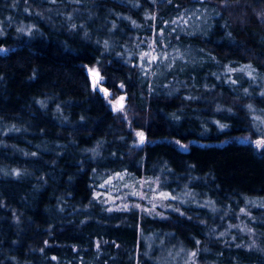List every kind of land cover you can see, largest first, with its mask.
<instances>
[{
  "label": "trees",
  "instance_id": "16d2710c",
  "mask_svg": "<svg viewBox=\"0 0 264 264\" xmlns=\"http://www.w3.org/2000/svg\"><path fill=\"white\" fill-rule=\"evenodd\" d=\"M258 140L264 0H0V264H264ZM141 178L162 216L99 202Z\"/></svg>",
  "mask_w": 264,
  "mask_h": 264
},
{
  "label": "rangeland",
  "instance_id": "374dc122",
  "mask_svg": "<svg viewBox=\"0 0 264 264\" xmlns=\"http://www.w3.org/2000/svg\"><path fill=\"white\" fill-rule=\"evenodd\" d=\"M210 12V8L206 6H203L202 8L198 7L197 9H191L189 12H187L184 18L182 17L183 19L180 17V25L178 26V29H180V27L181 29L188 28V30L193 32L194 29L201 27L202 23L204 20H206ZM84 69L88 75L91 88L99 89L104 94L108 93V91L102 85L104 79L97 66H86ZM120 97L121 96H118L113 100L112 106H118L117 102L120 100ZM137 133H142V131H137L134 136L135 145L139 146L141 140ZM254 145L260 147V141H255ZM100 186L103 187V183H101ZM105 187L107 191L99 197V202H102L109 211L137 209L143 214L150 216H162L163 214L161 208L164 210L163 200L165 195L160 191L157 183L154 181L141 178L137 181L134 180L131 183H127L126 185H112V188H110V185H108ZM95 197L97 198V196ZM250 202L251 204L255 203V201ZM252 218L254 217L252 216ZM258 221L262 222L264 219L259 218ZM238 229L241 231H246L248 235H251V237L254 238L253 234L251 233V228L239 226ZM261 239H264V234L261 236ZM184 264L191 263L186 262Z\"/></svg>",
  "mask_w": 264,
  "mask_h": 264
},
{
  "label": "snow or ice",
  "instance_id": "6c2138e0",
  "mask_svg": "<svg viewBox=\"0 0 264 264\" xmlns=\"http://www.w3.org/2000/svg\"><path fill=\"white\" fill-rule=\"evenodd\" d=\"M120 100L122 101L123 100V97H121ZM122 107H123V105L122 104H119L115 110H120V109H122ZM137 135L140 137L141 142H143V138H144L143 137V133H137ZM260 143H264V141H262Z\"/></svg>",
  "mask_w": 264,
  "mask_h": 264
}]
</instances>
